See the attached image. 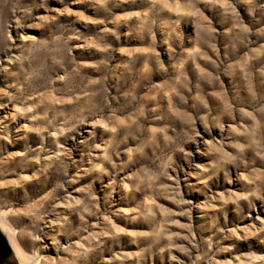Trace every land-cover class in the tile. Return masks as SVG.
<instances>
[{
	"label": "rangeland",
	"instance_id": "1",
	"mask_svg": "<svg viewBox=\"0 0 264 264\" xmlns=\"http://www.w3.org/2000/svg\"><path fill=\"white\" fill-rule=\"evenodd\" d=\"M0 215L33 264H264V0H0Z\"/></svg>",
	"mask_w": 264,
	"mask_h": 264
},
{
	"label": "water",
	"instance_id": "2",
	"mask_svg": "<svg viewBox=\"0 0 264 264\" xmlns=\"http://www.w3.org/2000/svg\"><path fill=\"white\" fill-rule=\"evenodd\" d=\"M8 226L10 225L7 223L5 217L4 221L0 218V264H25L20 260L14 248Z\"/></svg>",
	"mask_w": 264,
	"mask_h": 264
},
{
	"label": "bare ground",
	"instance_id": "3",
	"mask_svg": "<svg viewBox=\"0 0 264 264\" xmlns=\"http://www.w3.org/2000/svg\"><path fill=\"white\" fill-rule=\"evenodd\" d=\"M0 218L4 221V216H0ZM8 228H9V235H10V238H11V241H12V243H13V245H14V248H15V250H16V252H17V254H18V256H19V258H20V260L23 262V263H25V264H31L32 262H33V259L31 258V257H29L28 255H26V253H24L21 249H20V247L18 246V244H17V242H16V239H15V237H14V234H13V230H12V228L10 227V226H8Z\"/></svg>",
	"mask_w": 264,
	"mask_h": 264
}]
</instances>
